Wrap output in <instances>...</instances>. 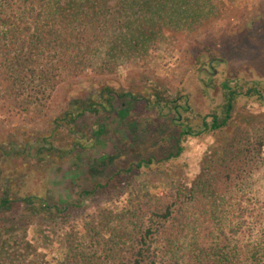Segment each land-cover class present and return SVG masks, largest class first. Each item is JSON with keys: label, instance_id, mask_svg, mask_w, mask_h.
Listing matches in <instances>:
<instances>
[{"label": "trees", "instance_id": "1", "mask_svg": "<svg viewBox=\"0 0 264 264\" xmlns=\"http://www.w3.org/2000/svg\"><path fill=\"white\" fill-rule=\"evenodd\" d=\"M205 1L0 0V88L32 84L31 75L47 73L44 67L59 71L53 82L54 78L55 82H65L71 78L68 73L74 62L67 56L76 52V40L85 32L91 36L95 29L108 35L114 21L117 27L108 35L110 41L102 65L107 67L113 61L140 54L154 40L158 22L181 26L200 21L205 14ZM112 6L118 8V18L108 21ZM63 54L65 59L61 60ZM96 54L97 51L92 58ZM102 90L101 96L86 95L83 99L75 91L69 109L55 122L58 126L60 122L69 123L76 129L75 120L86 112L99 113L102 102L109 109L120 99L141 104L169 121L170 127L156 141L157 149L136 156L102 183L81 190L74 203H59L5 183L0 186V217L13 215L16 210H30L37 220L34 225L38 233L47 242L45 246L50 235L77 237L78 244L67 245L59 264H264V203L257 198L252 169L243 166L216 175L208 164L190 186L174 179L175 165L186 142L205 136L218 138L226 133L233 126L241 103L245 104L243 109L250 104L264 108V85L223 82L220 103L205 115L195 114L184 93L170 96L152 90L144 98L119 94L112 88ZM68 130L70 136L77 134ZM4 139H0V150L6 146L7 150L14 148L13 142L5 145ZM73 146L74 151L77 145ZM223 146L222 143L215 152L207 154L211 164L223 156H242ZM255 154L260 158L262 152ZM164 178L173 182L175 188L159 196L139 197L135 203L129 200L125 220L108 234L103 230L108 224L103 214L106 209L101 206L95 214H89L86 205L91 200L101 199L105 200L104 205H114L139 179L156 183ZM59 221L64 222L62 227H57ZM24 264H28L27 260Z\"/></svg>", "mask_w": 264, "mask_h": 264}, {"label": "rangeland", "instance_id": "2", "mask_svg": "<svg viewBox=\"0 0 264 264\" xmlns=\"http://www.w3.org/2000/svg\"><path fill=\"white\" fill-rule=\"evenodd\" d=\"M204 7L200 21L181 26L158 22L146 50L106 67L102 64L108 35L116 29L114 19L118 18V8L112 6L106 20L114 21V27L108 28V35L95 29L91 36L85 32L76 40V52L67 56L74 62L71 73L67 72L70 79L55 82L59 71L44 67L47 73L31 75L32 84L0 88V139L5 138V145L14 144L11 150L7 146L0 150V186L10 183L15 189L21 187L59 203H74L81 190L102 183L136 156L155 151L158 137L170 127L167 118L122 99L113 109L101 101L99 113L86 112L75 120L76 129L64 122L58 126L55 120L69 109L75 91L81 99L101 96L103 88L144 98L152 90L170 96L184 93L195 114L205 115L220 103L223 82L264 85V0H206ZM244 107L239 105L233 126L218 138L205 136L186 142L175 175L172 172L176 181L190 186L208 164L216 175L245 166L252 169L257 198L264 203V108L257 104ZM69 128L77 134L68 135ZM222 143L242 156H223L211 164L207 154ZM74 144L77 149L73 151ZM259 150L260 158L255 154ZM164 179L156 183L139 179L114 205L91 200L86 205L89 214L101 206L106 209L103 214L108 224L103 230L108 234L125 220L129 200L135 203L139 197L159 196L175 188ZM36 221L26 209L0 217V264H24L26 260L28 264H59L67 245L78 244L73 234H63L59 238L50 235L45 246ZM63 223L56 225L62 227Z\"/></svg>", "mask_w": 264, "mask_h": 264}]
</instances>
